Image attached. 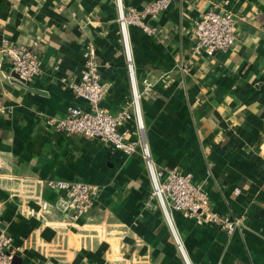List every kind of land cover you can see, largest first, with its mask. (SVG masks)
<instances>
[{"label":"crops","instance_id":"0c3cea01","mask_svg":"<svg viewBox=\"0 0 264 264\" xmlns=\"http://www.w3.org/2000/svg\"><path fill=\"white\" fill-rule=\"evenodd\" d=\"M155 0H0V47L35 49L43 65L23 83L0 59V224L21 264H264V0H175L129 27L128 71L121 10ZM210 11L239 20L236 41L214 57L193 55L195 22ZM92 43L111 114L140 94L144 136L158 170L191 174L214 211L243 218L232 236L198 225L151 197L140 154L68 136L51 124L88 102L64 90ZM133 79V80H132ZM132 139L139 132L135 121ZM49 179L101 188L95 205L69 221L64 192ZM179 243L182 249L179 248Z\"/></svg>","mask_w":264,"mask_h":264},{"label":"built area","instance_id":"2783aa9c","mask_svg":"<svg viewBox=\"0 0 264 264\" xmlns=\"http://www.w3.org/2000/svg\"><path fill=\"white\" fill-rule=\"evenodd\" d=\"M174 1L155 0L142 10L129 7L120 11L117 22L123 36L131 78L134 66L127 43L129 27L135 26L153 34L155 30L149 28L146 21L168 12ZM239 20L244 21L245 18H237L226 11H210L204 14L195 22L193 55L211 58L217 53L228 51L237 39L235 27ZM83 57L84 68L80 79L77 82L65 83L64 90L86 100L88 108L71 107L63 118L52 120L51 124L68 136L100 140L128 157L140 154L151 179V197L158 200L170 224L169 211L173 210L186 219L194 220L198 225L218 227L229 236L240 230L244 226L243 218L230 217L214 211L208 193L194 181L191 174H183L174 169H157L144 136L145 126L140 110L141 95L149 94L150 85L145 83L140 94L133 83L130 105H124L115 114H111L102 106L106 86L101 81L99 57L92 43L85 45ZM0 59L10 64L12 71L23 83L33 81L42 72L43 62L35 49L5 43L0 47ZM132 121H135L139 132L135 139H132V129L127 127ZM38 182L44 183L54 192H64L69 221L73 223L79 222L101 196L100 187L85 182L54 179ZM179 248L182 249L180 243ZM14 258L13 239L0 224V264H14Z\"/></svg>","mask_w":264,"mask_h":264},{"label":"water","instance_id":"95a60500","mask_svg":"<svg viewBox=\"0 0 264 264\" xmlns=\"http://www.w3.org/2000/svg\"><path fill=\"white\" fill-rule=\"evenodd\" d=\"M17 76V75H16ZM18 77V76H17ZM14 264H21L19 258L15 257L14 258Z\"/></svg>","mask_w":264,"mask_h":264}]
</instances>
